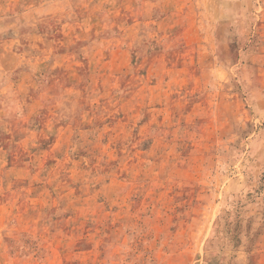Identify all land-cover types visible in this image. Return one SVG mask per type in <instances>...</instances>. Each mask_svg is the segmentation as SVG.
<instances>
[{"label":"rangeland","instance_id":"374dc122","mask_svg":"<svg viewBox=\"0 0 264 264\" xmlns=\"http://www.w3.org/2000/svg\"><path fill=\"white\" fill-rule=\"evenodd\" d=\"M0 264H264V0H0Z\"/></svg>","mask_w":264,"mask_h":264}]
</instances>
